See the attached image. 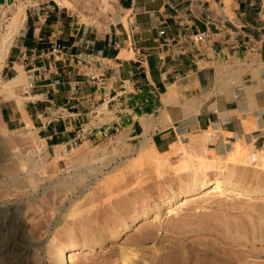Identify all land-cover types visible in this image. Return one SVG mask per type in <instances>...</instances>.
<instances>
[{
  "label": "rangeland",
  "instance_id": "rangeland-1",
  "mask_svg": "<svg viewBox=\"0 0 264 264\" xmlns=\"http://www.w3.org/2000/svg\"><path fill=\"white\" fill-rule=\"evenodd\" d=\"M55 1L83 24L128 26L114 0ZM43 2L0 0V47L16 13L25 29ZM22 32L0 71V264H66L58 252L68 244L89 247L69 252L70 264H264V151L236 144L220 156L193 143L156 150L126 131L103 137V101L74 127L75 142L47 143L30 67L8 62ZM127 49L121 58L133 56ZM48 106L46 122L58 116ZM210 176L223 195L215 184L193 190Z\"/></svg>",
  "mask_w": 264,
  "mask_h": 264
},
{
  "label": "crops",
  "instance_id": "crops-1",
  "mask_svg": "<svg viewBox=\"0 0 264 264\" xmlns=\"http://www.w3.org/2000/svg\"><path fill=\"white\" fill-rule=\"evenodd\" d=\"M114 1L121 15H130L128 26L120 20L103 30L44 0L11 50L9 64L28 67L23 56L33 59L28 72L35 78L32 97L46 142H75L74 127L90 124L103 101V137L126 131L132 142L148 141L156 150L193 143L220 156L236 144L264 151V49H248L264 39V0ZM208 14L223 16L227 29L212 28L182 68L162 62L159 29L204 32ZM235 37L238 44L250 42L238 49ZM124 45L132 57L121 58ZM132 47L148 54L142 65ZM84 57L88 64L79 63ZM122 102L126 108H118ZM45 105L57 111L56 119L46 122ZM16 120L13 115L10 122Z\"/></svg>",
  "mask_w": 264,
  "mask_h": 264
},
{
  "label": "built area",
  "instance_id": "built-area-1",
  "mask_svg": "<svg viewBox=\"0 0 264 264\" xmlns=\"http://www.w3.org/2000/svg\"><path fill=\"white\" fill-rule=\"evenodd\" d=\"M206 30L204 32L192 33L188 30H181L176 34H171L168 27H161L158 31L159 46L161 50L162 57L160 58L164 63H172L174 66L179 68L183 67V59L185 57H192V54L205 42L208 41L209 35L211 34V29L214 28L218 32H223L227 29V22L223 16H214L210 14L205 17ZM235 46L238 45V49L241 45L245 46L250 42H242L238 44V39L235 37ZM256 42L261 44V47L254 46L248 47L251 51H262L264 49V39H255ZM138 57V63L140 65L147 59L148 54L143 50L132 47ZM52 52L60 54L61 50L57 45H53ZM35 60V59H34ZM79 63L88 64L90 59L87 57L78 59ZM23 62L29 64L28 68H34L35 65L32 64L33 59L24 55ZM187 77V74H184ZM118 108H126L124 102L118 106Z\"/></svg>",
  "mask_w": 264,
  "mask_h": 264
},
{
  "label": "bare ground",
  "instance_id": "bare-ground-1",
  "mask_svg": "<svg viewBox=\"0 0 264 264\" xmlns=\"http://www.w3.org/2000/svg\"><path fill=\"white\" fill-rule=\"evenodd\" d=\"M25 20H26V18H25L24 12H22V11L17 12L16 16H14L12 24L9 27V31H8L9 34H7V38L5 37V39L3 40L2 45L0 47V71L3 68L4 64L6 63L7 56L10 52L11 42H12L14 36L16 34L20 33V31L22 29L24 30ZM18 72L19 71H17V73ZM19 80L21 81V79H18V78H14V79L10 80V82L8 83V85H9L8 87L9 88L18 87ZM259 159H260V162L262 164H264V156L259 157ZM213 184H215V188H214L215 193L223 195L224 193H223L222 183L220 181L214 179L213 176H210L209 178L202 179L198 183L196 188H194L193 190L202 189V188H205L207 186H211ZM172 200H174V199L172 198V196H170V198L166 200L165 205L171 204ZM121 226H122V229H125L127 224L125 225V223H124V226L123 225H121ZM88 248L89 247L84 248L83 246L74 245V244L65 245V246L60 248V250L58 252V257H59L58 259L64 261L66 264H70L72 261H71V257H69V252L75 251V250H83V249L85 250Z\"/></svg>",
  "mask_w": 264,
  "mask_h": 264
}]
</instances>
